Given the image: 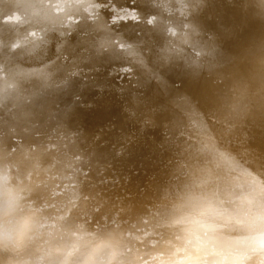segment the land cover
<instances>
[{
    "label": "bare ground",
    "instance_id": "1",
    "mask_svg": "<svg viewBox=\"0 0 264 264\" xmlns=\"http://www.w3.org/2000/svg\"><path fill=\"white\" fill-rule=\"evenodd\" d=\"M209 207L264 264V0H0V264L180 259Z\"/></svg>",
    "mask_w": 264,
    "mask_h": 264
},
{
    "label": "clouds",
    "instance_id": "2",
    "mask_svg": "<svg viewBox=\"0 0 264 264\" xmlns=\"http://www.w3.org/2000/svg\"><path fill=\"white\" fill-rule=\"evenodd\" d=\"M217 219L215 210L210 207L190 218L191 239L184 248L183 257L164 260L160 264H240L234 255L214 246L210 232L205 233V227L212 225ZM82 264H116V262L106 250L101 249L86 257Z\"/></svg>",
    "mask_w": 264,
    "mask_h": 264
},
{
    "label": "rangeland",
    "instance_id": "3",
    "mask_svg": "<svg viewBox=\"0 0 264 264\" xmlns=\"http://www.w3.org/2000/svg\"><path fill=\"white\" fill-rule=\"evenodd\" d=\"M259 188L261 189V188H263V186H260ZM189 241H190V240H189ZM30 242H31V246L35 244V243H34L35 241H31V240H30ZM29 245H30V244H27L25 247H27V246L30 247ZM50 247H51V246H50ZM50 247H48V248H50ZM53 249H54V247L52 248V250H53ZM47 255H48V256L51 255V254H50V251H49V253H48ZM23 256H24L23 254H21V255H16V258L20 257V258H21V262L24 261V260H30V258H24ZM148 260H150V259H148Z\"/></svg>",
    "mask_w": 264,
    "mask_h": 264
}]
</instances>
